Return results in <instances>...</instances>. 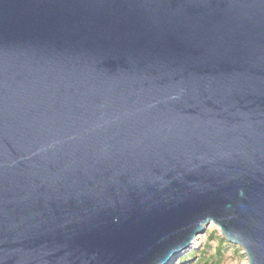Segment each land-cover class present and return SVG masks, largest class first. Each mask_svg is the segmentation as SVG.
<instances>
[{
    "label": "water",
    "instance_id": "water-1",
    "mask_svg": "<svg viewBox=\"0 0 264 264\" xmlns=\"http://www.w3.org/2000/svg\"><path fill=\"white\" fill-rule=\"evenodd\" d=\"M210 223L264 264V0H0V264H166Z\"/></svg>",
    "mask_w": 264,
    "mask_h": 264
},
{
    "label": "rangeland",
    "instance_id": "rangeland-1",
    "mask_svg": "<svg viewBox=\"0 0 264 264\" xmlns=\"http://www.w3.org/2000/svg\"><path fill=\"white\" fill-rule=\"evenodd\" d=\"M196 238L166 264H247L243 249L228 242L215 224L210 223Z\"/></svg>",
    "mask_w": 264,
    "mask_h": 264
},
{
    "label": "bare ground",
    "instance_id": "bare-ground-1",
    "mask_svg": "<svg viewBox=\"0 0 264 264\" xmlns=\"http://www.w3.org/2000/svg\"><path fill=\"white\" fill-rule=\"evenodd\" d=\"M197 239V238H196Z\"/></svg>",
    "mask_w": 264,
    "mask_h": 264
}]
</instances>
